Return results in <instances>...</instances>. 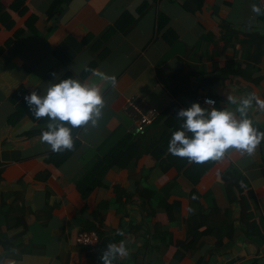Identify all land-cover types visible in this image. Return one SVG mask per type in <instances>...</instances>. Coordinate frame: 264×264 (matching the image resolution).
Here are the masks:
<instances>
[{"label":"crops","instance_id":"crops-1","mask_svg":"<svg viewBox=\"0 0 264 264\" xmlns=\"http://www.w3.org/2000/svg\"><path fill=\"white\" fill-rule=\"evenodd\" d=\"M14 1L2 0L7 7ZM53 1L26 0L24 14L13 11L12 28L0 22V47L26 22L30 26L0 53V264H103L106 245L122 241L128 254L115 264H197L199 258L205 264H264V239L241 225L239 204L221 180L222 173L234 169L248 178L256 196L255 218L264 229V139L251 155L227 150L197 181L187 175L188 166L164 169L144 154L108 170L103 185L86 198L77 187L100 157L139 133L124 111L127 97H143L159 116L174 103L187 108L199 102V93L213 96L215 107L234 112L238 104L227 100L228 94L255 93L264 99V10L252 12L258 1L68 0L47 19ZM34 13L39 17L28 21ZM125 15V28L105 36ZM246 56L260 57L251 62L255 81L227 77L205 85L190 78L184 86L172 85L174 75L189 77L191 65L212 70L230 57ZM92 70L115 77V83L100 80ZM66 77L95 81L105 104L95 125H83L78 148L58 164L57 158L43 157L52 152L46 142L21 137L47 122L25 116L9 132L4 129L16 110L12 98L23 86L44 94L55 78ZM247 118L264 126V111L255 100ZM162 124L149 135H158ZM143 188L155 190L153 200L140 194ZM214 207L227 212L235 228L232 237L225 236L217 248L218 237L204 234L194 249L177 257L179 244L193 240H188L189 227L221 224V213L207 216ZM98 213L104 216L101 243L79 245L76 235L98 224Z\"/></svg>","mask_w":264,"mask_h":264},{"label":"trees","instance_id":"trees-1","mask_svg":"<svg viewBox=\"0 0 264 264\" xmlns=\"http://www.w3.org/2000/svg\"><path fill=\"white\" fill-rule=\"evenodd\" d=\"M67 1L68 0H54L45 13L47 19L60 12L62 5ZM27 9L28 7L26 0H15L9 7L5 6L2 0H0V22L5 24L8 28H12L15 24L12 14L13 11L18 12L19 14H24ZM126 16L127 15L123 16L114 27H111L106 32L105 36L112 35L117 29H124L125 25L123 23L126 21ZM38 17L39 14L34 13V15H32L28 21L30 20L34 22ZM28 27L30 26L26 22L25 27L19 28L13 34V36H11L7 42L0 47V53L11 46ZM206 40L207 37L204 36L201 40L200 48L203 47ZM194 50L195 49H192V52ZM259 60L260 57L255 56H246V58L239 59L230 57L225 60L223 65L216 66L212 70H207L205 68L200 70L199 65H191L188 75L189 77L183 75H174L172 78V85L178 84L180 86H184V84H187V81L188 79L190 80V78L203 81V84L205 85L214 84L218 80H224L227 77H239L245 78L246 80L252 79L255 81V79L252 77V70H250V67L252 61L257 62ZM208 73L213 74L208 75ZM31 92H33L32 89L25 85L13 96L12 101L16 106V110L8 118L4 131L9 132L25 116H30L37 123L47 122L48 117L45 116L36 118L31 108L28 107L24 98ZM176 94L178 98H180L182 93H179L177 90ZM180 109H182V107L178 106L177 103L172 104L165 111H163L162 115L157 117L154 123L148 126L143 133L129 134L117 145L111 148L104 156L100 157L99 160H97L77 182V187L82 195L86 198L94 191L96 187L103 185L105 175L111 168L116 166H126L133 158L139 159L144 154L152 155L156 162L164 169H167L171 166H176L179 169H183L184 167L188 166L186 170L187 175L191 179L197 181V177H201L211 167L213 160L210 159L202 163H196L189 161L186 157L175 156L168 150V143L171 139L172 133L181 125V120L176 117L177 112ZM160 122H163V124L158 129V135L150 136L149 133L152 128H158ZM254 126L258 131L264 132V126L260 124H255ZM82 127L83 125L72 128L73 147L71 149H64L58 152L52 151L43 155V157L47 160H50L51 158H57L58 160H56V162L58 164L68 158L80 145L78 134ZM44 129H46V127L34 129L22 134L21 137L27 140L38 141L41 139V132ZM261 142H263V139ZM221 180L226 187L230 199L232 201H236L239 204V220L241 225L246 227L248 234L261 236L264 239V229L263 225L261 224L262 222L261 220H257L255 218L258 216L255 212L256 209L254 208L256 196L248 178L237 169H234L222 173ZM142 191L143 192L140 193L141 195H143L145 198H150L153 200L155 190L151 188H143ZM153 210L151 213L155 212V210ZM215 211L217 214L221 213L220 217L223 219L221 224L219 226L216 225L211 228H206L203 227V224L198 223L193 228L189 227L190 237L188 240H190V238L193 240L191 243H188V241L185 240L179 244L177 257L181 258L190 250L194 249L197 245L198 239L204 234L212 233L218 237L217 248H220L223 245V238L225 236H228L229 238L232 237V233L234 232L235 228L232 222H229V220L226 219L227 212L223 214V211L214 207V209H211L207 216L211 215L212 212L215 213ZM97 215L98 224L89 226L87 230L97 231L100 239L102 240L100 226L103 225L104 216L102 213H98ZM192 221L193 218L189 220V223L191 224ZM259 261L260 260H255L253 263L258 264ZM197 264H205V261L202 258H199Z\"/></svg>","mask_w":264,"mask_h":264},{"label":"clouds","instance_id":"clouds-1","mask_svg":"<svg viewBox=\"0 0 264 264\" xmlns=\"http://www.w3.org/2000/svg\"><path fill=\"white\" fill-rule=\"evenodd\" d=\"M252 12L260 15L262 9L252 5ZM100 80H111L99 70H92ZM50 83L46 93L36 91L25 96L28 107L36 118L48 117L46 129L41 132V140L46 142L52 151L58 152L73 147L72 128L91 122L95 125L102 116L105 104L102 89L95 81L82 82L70 77L61 78ZM227 100L238 104L236 111L215 107L216 101L208 99V106L193 102L189 107L177 112L181 120L180 127L172 133L168 143L171 154L186 157L189 161L202 163L208 160H220L229 149L239 150L251 155L257 145L264 139L253 125L247 113L255 100L256 106L264 111V99L255 93L245 97H234L228 94ZM239 112V118L236 115ZM128 250L123 241L117 244H107L100 259L103 264H115V261L126 256Z\"/></svg>","mask_w":264,"mask_h":264},{"label":"built area","instance_id":"built-area-1","mask_svg":"<svg viewBox=\"0 0 264 264\" xmlns=\"http://www.w3.org/2000/svg\"><path fill=\"white\" fill-rule=\"evenodd\" d=\"M257 1L261 9L264 10V0ZM208 99L216 101L211 95L204 93H199L197 95V100L205 105H207L206 101ZM207 106L213 107L212 105ZM124 111L133 123L136 131L139 133H143L148 126L152 125L160 114V110L157 107L151 105L139 95H133L126 98ZM76 242L84 247L97 248L101 239L98 232L95 230H81L76 236Z\"/></svg>","mask_w":264,"mask_h":264}]
</instances>
